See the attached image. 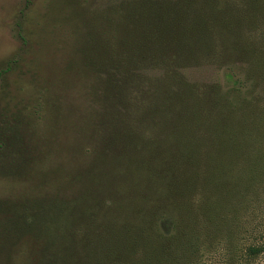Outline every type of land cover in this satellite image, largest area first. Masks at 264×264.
<instances>
[{"label":"rangeland","instance_id":"374dc122","mask_svg":"<svg viewBox=\"0 0 264 264\" xmlns=\"http://www.w3.org/2000/svg\"><path fill=\"white\" fill-rule=\"evenodd\" d=\"M171 2L0 0V264H44L56 229L46 203L75 205L90 176L112 174L127 150L121 128L154 135L165 126L167 110L154 108L163 107L172 50L151 32ZM217 69L202 62L184 74L204 85ZM256 95L251 158L244 150L225 164L231 182L217 198L202 190L198 250L171 264H264V84Z\"/></svg>","mask_w":264,"mask_h":264},{"label":"trees","instance_id":"16d2710c","mask_svg":"<svg viewBox=\"0 0 264 264\" xmlns=\"http://www.w3.org/2000/svg\"><path fill=\"white\" fill-rule=\"evenodd\" d=\"M244 1L173 0L159 9L163 16H153L151 34L166 37L162 49L172 50L163 107L154 108L167 110L165 126L154 135L121 128L127 150L113 161L114 176H90L75 205L46 203L56 229L44 264H171L198 250L202 190L217 198L231 182L225 164L244 150L250 159L257 141L251 116L264 84V0ZM202 62L217 66L220 78L190 82L185 69ZM82 217L85 226H69Z\"/></svg>","mask_w":264,"mask_h":264}]
</instances>
